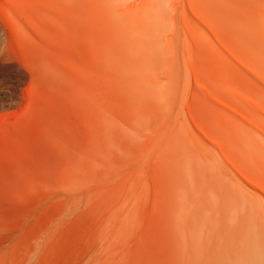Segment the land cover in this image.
I'll return each mask as SVG.
<instances>
[{
    "label": "rangeland",
    "instance_id": "1",
    "mask_svg": "<svg viewBox=\"0 0 264 264\" xmlns=\"http://www.w3.org/2000/svg\"><path fill=\"white\" fill-rule=\"evenodd\" d=\"M114 1L47 0L68 15H39L43 33L23 32L12 53L0 39V264H231L210 231L203 256L186 250L177 202L190 182L175 154L193 156L191 119L264 181V150L234 148L237 126L215 104H264V89L209 69L220 61L209 38L220 43L182 16L185 3L194 16L187 0ZM191 1L264 73V0ZM190 58L199 66L191 85ZM204 157L195 163L203 219L212 192L236 194Z\"/></svg>",
    "mask_w": 264,
    "mask_h": 264
},
{
    "label": "bare ground",
    "instance_id": "2",
    "mask_svg": "<svg viewBox=\"0 0 264 264\" xmlns=\"http://www.w3.org/2000/svg\"><path fill=\"white\" fill-rule=\"evenodd\" d=\"M184 2H188V8H190L194 16L188 13L189 11L187 12L188 9L186 10V3L183 8L182 2L179 3V6L181 7L182 4L183 11L182 13L178 11L177 14L179 16L183 14L182 16L185 19H188L196 26L202 25L200 21L204 22L208 28L212 30L220 43V45H218L209 38V43H211V46L215 49L216 57L221 61L218 63L208 62L209 69L215 70L219 73L225 71L226 75H228L233 69L249 82L264 89V73L251 64L237 49L230 45V43L221 36V32L215 28L208 16L199 8L200 5L198 6V3L191 0ZM79 7L81 8V6ZM169 8L171 9V6ZM55 9L57 8L53 7L47 2V0H0V39L2 41H7L6 46V42L3 45L5 48L3 47L2 52L12 53L14 51L12 44L14 42L21 44V35L23 32L31 33L33 32L32 30H35L39 33H43L44 30L41 21L39 20V15L44 13L53 14L54 16H59V18H65L68 15L66 12L57 11L59 9ZM173 9L175 10V8ZM168 12L170 15L169 10ZM187 21L185 22L186 24H188ZM185 43H187V50L192 52L190 41L186 40ZM206 54H209V52ZM186 61H189L187 64L188 67L186 66L188 79H190L189 83L194 80L197 81L199 76V66H196L191 58ZM163 92H165V90ZM218 100L215 104H217L221 110L231 115V120L237 126V144L236 147L234 145V148H237L243 153V155L250 157L261 155L259 150H264V124L261 122L260 118L264 117V104H253L252 106L246 105L245 107L240 108L236 103L227 99L225 96L219 97ZM138 105L140 104L138 103ZM131 111L132 109H130L129 112L131 113ZM121 115L127 117L126 113H121ZM177 119L180 120V118ZM183 119H185V117H183ZM182 121L184 122V120ZM179 122L182 123L181 121ZM186 124L187 127H184L185 129L188 128L186 136L192 144L193 148L191 153L193 156L187 152L181 155L175 154L182 170V175L185 173L190 182L188 187L185 186V182L180 186V195L177 202L178 227L181 232V239L186 245V250L189 252L194 251V253L203 256L206 252V239L203 232L210 231L214 233V238L222 235L220 243H222L221 245L226 250L229 262L232 261L233 264H264V181L254 176L244 165H242L233 156L232 152L227 150L228 148L223 145V142L220 141L218 137H215L208 128L202 127L196 121L192 122L191 119H189ZM172 128L173 127L170 128V131H172ZM165 136L166 135L164 134V137ZM172 136L170 135L163 142L161 150L159 149L161 153L163 152V155L167 152L165 148ZM194 148L198 150V153H195ZM170 149L173 151L175 148L170 146ZM203 154L207 156V158H212V160L214 158L217 159L223 173L222 175L225 178H228L232 185L235 186L236 192L235 195H227L228 197L224 201V196L212 192L210 195L212 202H210V205L208 206V212L205 219H203V215L206 213L203 197L196 193L200 191H198L197 187L198 175L196 174L195 169L196 160L202 162V160L206 158ZM198 173L200 174V172ZM151 177L155 180V174H152ZM177 178L176 180H178ZM170 183L173 184L174 181ZM151 189L153 190V186ZM195 195L198 196L195 197ZM201 221L202 223H200ZM222 232H226V235L224 236ZM220 260L221 259H219V261ZM205 261H207V259Z\"/></svg>",
    "mask_w": 264,
    "mask_h": 264
}]
</instances>
